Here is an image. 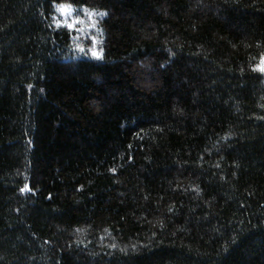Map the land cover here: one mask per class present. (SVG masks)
Segmentation results:
<instances>
[{
	"label": "trees",
	"instance_id": "trees-1",
	"mask_svg": "<svg viewBox=\"0 0 264 264\" xmlns=\"http://www.w3.org/2000/svg\"><path fill=\"white\" fill-rule=\"evenodd\" d=\"M262 69L264 0H0V264H264Z\"/></svg>",
	"mask_w": 264,
	"mask_h": 264
},
{
	"label": "rangeland",
	"instance_id": "rangeland-1",
	"mask_svg": "<svg viewBox=\"0 0 264 264\" xmlns=\"http://www.w3.org/2000/svg\"><path fill=\"white\" fill-rule=\"evenodd\" d=\"M64 8L66 11L62 12L61 8ZM75 10L68 5H62L57 8L56 24L64 25L65 23H71L73 20L81 23V20L75 16ZM83 22V21H82ZM78 23L76 25H78Z\"/></svg>",
	"mask_w": 264,
	"mask_h": 264
},
{
	"label": "snow or ice",
	"instance_id": "snow-or-ice-1",
	"mask_svg": "<svg viewBox=\"0 0 264 264\" xmlns=\"http://www.w3.org/2000/svg\"><path fill=\"white\" fill-rule=\"evenodd\" d=\"M61 11L65 12L66 10L62 7ZM77 23H78V21L73 20L71 23H65L64 27L68 28L69 30H75ZM92 39H93V42H95V38L93 37ZM81 51H83V49H81ZM262 70H264V69H262Z\"/></svg>",
	"mask_w": 264,
	"mask_h": 264
}]
</instances>
